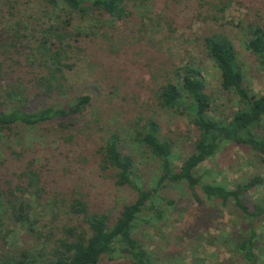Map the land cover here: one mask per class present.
<instances>
[{
    "label": "rangeland",
    "instance_id": "1",
    "mask_svg": "<svg viewBox=\"0 0 264 264\" xmlns=\"http://www.w3.org/2000/svg\"><path fill=\"white\" fill-rule=\"evenodd\" d=\"M18 1L26 15H37L44 8L40 0ZM128 5L130 13L122 20L89 14L74 21L73 29L84 36L93 32L90 39L84 37L78 54L73 50L68 60L73 67L66 71L70 83L91 95L85 111L73 120L66 117L0 132V183L5 190L0 203L1 260L23 250L42 251L51 240L62 237L63 225L79 221L69 211L72 198L81 197L92 210L112 213L135 198L132 189L115 186L99 169L95 151L110 132L120 133L124 151L133 157L137 183L149 186L156 181L161 161L135 138L139 116L162 121L163 133L174 144L172 162L181 164L193 148L196 128L186 115L162 109L155 102L156 87L169 68L185 64L199 68L211 98V116H230L238 108L237 98L220 87V72L204 49L206 36H225L243 66L247 85L255 92L262 89L264 72L245 48V26L255 22L264 27V0H128ZM0 17L3 32L11 17ZM27 33V44L39 36ZM16 73L12 74L15 78ZM10 84L2 78L0 93L4 94ZM64 121L71 123L59 125ZM26 167L41 172L43 193L38 201L35 187L28 186L23 175ZM256 175L264 180V156L237 145H225L195 171L201 181L228 188ZM195 192L200 201L186 183L167 184L155 198L154 208L161 211V219H156L154 210L139 214L132 233L144 243L155 263L192 264L198 258L202 264H264V221L255 222L257 260L247 263L233 248V238L245 231L246 220L232 203L208 199L199 187ZM15 197L28 200L30 208L25 212L35 219L34 231L25 221H16L11 209ZM245 198H264V181ZM101 261L125 264L127 260L115 254L111 258L103 255Z\"/></svg>",
    "mask_w": 264,
    "mask_h": 264
},
{
    "label": "trees",
    "instance_id": "2",
    "mask_svg": "<svg viewBox=\"0 0 264 264\" xmlns=\"http://www.w3.org/2000/svg\"><path fill=\"white\" fill-rule=\"evenodd\" d=\"M40 1L44 8L37 15H26L27 10L20 9L18 0L0 1V16L9 14L11 17L7 20L9 27L0 32V80L11 82L5 93H0V132H10L19 125L33 127L50 121L58 122V119L66 117L73 120L85 111L92 102L91 95L70 83L66 71L73 67L68 62L73 50L78 54L84 37L90 39L93 32L84 36L81 31L73 29L74 21L85 19L89 14L122 20L130 13L128 0ZM2 21L0 17V23ZM28 31L33 38L39 33L32 44L25 42L28 41ZM245 32V48L264 72V27L249 22ZM204 49L220 72L221 89L237 98L238 108L230 116H211V98L199 68L191 64L169 68V73L156 87L155 102L162 109L186 115L196 128L193 148L181 164L172 162L174 144L163 133L162 121L150 115L139 116L135 123V138L161 161V173L156 181L142 186L137 183L134 159L124 151L120 133L110 132L95 151L99 169L107 173L106 177L115 186L132 189L135 198L125 203L117 213L92 210L81 197L72 198L69 211L79 219L75 225H63L64 235L52 238L51 244L44 245L42 251L32 249L6 255L0 259L1 264H108L102 262L101 257L111 258L115 254L124 257L127 260L125 264H156L144 243L132 232L139 214L146 209L154 210L156 219H161V211L154 208L155 198L159 196L161 187L171 183H186L198 201L197 187L208 199L216 198L224 205L232 203L246 220L245 231L233 238V248L247 263L256 262L255 222L264 221V198L250 201L245 194L264 180L256 175L228 188L220 183L201 181L195 176V171L225 145L245 146L264 156V83L260 92L247 85L243 66L236 58L234 46L225 36H206ZM24 50H27L25 54ZM16 71L15 78L12 74ZM57 96L65 97L57 99ZM70 123L59 122V125L69 126ZM39 173L38 169L29 167L23 172L27 185L35 187L36 201L43 193ZM4 195L5 190L0 183V203ZM11 200L16 221H25L29 230L34 231L35 219L31 220L25 212L30 208L28 200L23 197ZM202 263L195 258L192 264Z\"/></svg>",
    "mask_w": 264,
    "mask_h": 264
}]
</instances>
